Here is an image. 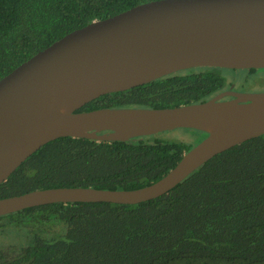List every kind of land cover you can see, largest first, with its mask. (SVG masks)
<instances>
[{
    "label": "trees",
    "instance_id": "16d2710c",
    "mask_svg": "<svg viewBox=\"0 0 264 264\" xmlns=\"http://www.w3.org/2000/svg\"><path fill=\"white\" fill-rule=\"evenodd\" d=\"M153 1L0 0V80L68 34ZM220 70L180 71L78 112L203 103L224 88ZM189 131L128 142L54 140L0 185V200L53 188L150 186L202 141ZM11 232L26 241L0 247V264H264V135L218 155L160 198L30 208L0 218V237Z\"/></svg>",
    "mask_w": 264,
    "mask_h": 264
},
{
    "label": "water",
    "instance_id": "95a60500",
    "mask_svg": "<svg viewBox=\"0 0 264 264\" xmlns=\"http://www.w3.org/2000/svg\"><path fill=\"white\" fill-rule=\"evenodd\" d=\"M195 68L264 69V0H159L78 29L0 80V185L60 139L128 142L175 130L208 134L162 179L113 191L53 188L0 200V218L52 204L137 205L160 198L218 155L264 134V94L177 108L78 112ZM241 102H247L242 104Z\"/></svg>",
    "mask_w": 264,
    "mask_h": 264
},
{
    "label": "rangeland",
    "instance_id": "374dc122",
    "mask_svg": "<svg viewBox=\"0 0 264 264\" xmlns=\"http://www.w3.org/2000/svg\"><path fill=\"white\" fill-rule=\"evenodd\" d=\"M256 74H257L256 76L258 77H253V79L250 82H248L249 75L245 71H239V72L238 71L233 72L228 70L220 71V75H222L226 79H229L228 80L229 82H233L234 84L237 85H245V84L264 85V70L258 71ZM188 133L194 140L200 141L204 139V135H196L195 134L196 132L194 131H189ZM176 135H185V134H182L180 132V133H176ZM24 241H26L25 235L11 232L10 235L7 236L6 238L0 237V247L8 248L9 245L13 246L15 243L17 245H20L24 243Z\"/></svg>",
    "mask_w": 264,
    "mask_h": 264
},
{
    "label": "flooded vegetation",
    "instance_id": "af4514ba",
    "mask_svg": "<svg viewBox=\"0 0 264 264\" xmlns=\"http://www.w3.org/2000/svg\"><path fill=\"white\" fill-rule=\"evenodd\" d=\"M222 70H228V71H233V72H239V71H245L248 75H249V79L248 82H250L253 77H258L256 76L258 71L264 70V69H245V70H232V69H223V68H219ZM253 70V71H250ZM221 71V70H220ZM220 73V72H219ZM222 76V75H221ZM223 80L225 82L224 88L218 92L215 96H213L211 99H214L222 94H226V96H224L222 99L219 100V102H232V101H236L239 98L236 96L237 95H257V94H264V85H252V84H245V85H237L234 84L233 82H229V79H226L225 77H223ZM209 99V100H211ZM208 100V101H209ZM242 104H247V102H241ZM196 132V135H208L206 133L200 132V131H195V130H191ZM178 133V132H176ZM175 133V134H176ZM174 134V135H175ZM264 135V134H262Z\"/></svg>",
    "mask_w": 264,
    "mask_h": 264
}]
</instances>
